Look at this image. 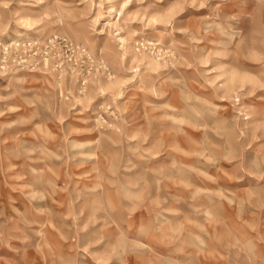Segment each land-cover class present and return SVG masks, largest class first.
Returning <instances> with one entry per match:
<instances>
[{"label": "rangeland", "instance_id": "rangeland-1", "mask_svg": "<svg viewBox=\"0 0 264 264\" xmlns=\"http://www.w3.org/2000/svg\"><path fill=\"white\" fill-rule=\"evenodd\" d=\"M0 264H264V0H0Z\"/></svg>", "mask_w": 264, "mask_h": 264}]
</instances>
